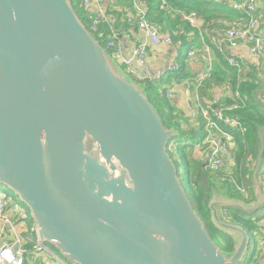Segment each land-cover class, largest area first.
Wrapping results in <instances>:
<instances>
[{
	"label": "water",
	"instance_id": "1",
	"mask_svg": "<svg viewBox=\"0 0 264 264\" xmlns=\"http://www.w3.org/2000/svg\"><path fill=\"white\" fill-rule=\"evenodd\" d=\"M128 76L72 0H0V186L68 264H244L250 233L226 211L264 207V126L254 202L214 191L208 204L211 225L234 241L226 254L167 152L176 130ZM263 91L252 96L261 109Z\"/></svg>",
	"mask_w": 264,
	"mask_h": 264
},
{
	"label": "built area",
	"instance_id": "2",
	"mask_svg": "<svg viewBox=\"0 0 264 264\" xmlns=\"http://www.w3.org/2000/svg\"><path fill=\"white\" fill-rule=\"evenodd\" d=\"M104 0H81L80 5L86 10V22L88 30L107 49L112 58L124 68L125 72L137 82L145 80L161 82L167 73H177L180 65L176 60L170 61L166 69H152L148 63L149 47H159L161 45H173L172 37L164 31L159 22H153L148 15L149 4L152 0H130L132 10L137 17V27L144 36L142 42H136L126 50L118 40V33L114 26V17L108 15L102 8ZM159 10L167 11L172 19H179L189 26L196 28L197 14L181 9H173L167 5L165 0H159ZM207 1V0H205ZM226 3L234 12L238 13V18L233 19L223 33V39L219 43H224L230 50H236L242 46L246 47L250 57L258 65L264 66V30L261 28V15L258 10V3L264 0H219ZM101 26L108 28V33L101 29ZM125 52H127L125 54ZM187 58L197 62H203L200 69L192 80L194 101L188 108L189 123H196L202 119L203 144L207 148L204 166L207 169L216 170L224 166L225 171L229 168L226 164L227 158H232L230 154L235 146L234 132H244L245 128L236 118L235 112L244 104V100L238 92V85L230 92L232 102L220 104L218 99L208 103V107L202 106L198 98V91L204 81L208 79L213 71V57L207 46L193 48L187 52ZM229 66L237 68L238 64L233 56L225 58ZM136 67L140 68L138 71ZM177 79V78H176ZM161 95L167 100L173 98L171 89L160 88ZM264 98V91L262 93ZM261 181L264 183V166L261 172ZM9 206V197L0 191V264H26L29 258L31 264L38 260L40 253L48 252L43 249L42 244L37 242L31 234L19 237L14 235L10 242L5 240V235L12 232L10 221L5 217V210ZM31 247V248H29ZM13 259L9 261L8 255ZM48 258V256H47ZM34 261V262H33ZM46 263L45 259L41 260ZM58 264H64L62 262Z\"/></svg>",
	"mask_w": 264,
	"mask_h": 264
},
{
	"label": "crops",
	"instance_id": "3",
	"mask_svg": "<svg viewBox=\"0 0 264 264\" xmlns=\"http://www.w3.org/2000/svg\"><path fill=\"white\" fill-rule=\"evenodd\" d=\"M205 2L206 11L211 13L213 17L211 21H206L196 12L195 13L198 15L196 28H193L189 26V24L180 21L178 18L172 19V23L174 24L173 35L175 34V37H177L174 40H179L170 46L161 45L159 47H149L148 50V63L152 69H166L170 61L174 59L176 60L177 55L179 57H177L178 64L183 65L185 68V70L183 71L184 77H180L177 79L173 78L169 80L168 83H166L164 82V79L166 77L165 75V77L159 84L161 85V87H163L164 90L171 89L173 91V98L171 100H166L169 102V105L172 108L173 116L180 119L181 122H185L183 130L186 133H188L189 130L192 129L196 132L203 133V121L201 118L198 119L196 123H189L188 108H190L194 101V95L192 92V80L196 76V73L204 67V63L199 60L195 62L188 59L187 52L189 50L200 47L202 45L207 46L208 51L213 57V71L215 69V66H219L220 69L225 71L223 67V63H227L225 58L230 55L233 56L238 66L237 68H234L235 72L226 71V85L229 83V81H231V84L233 83L235 85H238V88H240V85L242 86V84H244L246 81H251V84H256V89L254 90L255 92H258V90L264 86V66L258 65L255 60L249 56L246 47L242 46L239 49L230 50L225 46L224 43H219L223 39V33L229 26L231 20L239 17L238 13L234 12L226 3H223L219 0H207ZM102 8L108 15L114 17V23H116L117 19L118 22H123L124 28L117 27L116 31L118 33V40L126 50H128L136 42H142L144 40V36L137 27V17L132 10L130 0H104L102 2ZM258 10L262 19L261 28L264 30V1H260L258 3ZM166 33L169 34L168 32ZM126 53L127 52H125V54ZM136 69L138 71H141V69L138 67H136ZM211 88L212 87H210L209 90ZM209 90L207 97H200L199 91L197 93L201 105L208 107L209 112H211V109L209 108L208 103L213 101L214 99H218L220 104L227 103L228 97L230 96V92L227 93V89L214 86L211 91ZM254 91H252L251 93L252 96L255 93ZM245 95L248 96V94H244V96ZM242 99L244 100V98ZM260 99L261 101L264 100L262 92L260 93ZM259 111L262 116H264V109L259 108ZM236 134H239V132H234L235 146L230 153L232 155V158H227L226 164L224 163L226 167H229L230 165L233 167L234 165L233 154L237 150ZM200 147L203 146L201 145L199 147H194L193 157L200 160V162H203L204 164L207 154V148L203 147L202 151H200V149H198ZM231 168H228L226 170V174L222 176L224 180H226L228 177H231ZM217 194L229 197L225 191H217ZM253 202L254 195L253 201L250 203ZM21 205L22 204H20L19 201L13 200L9 197V206L5 210V217L10 221V229H12V232H8L5 235V240L7 242H10L13 239L14 235H18L19 237H21L25 234H31L34 237L33 221L30 218L29 212L26 210L28 212L27 213ZM261 211H264V207L258 209L252 214L243 213V216H245L246 219L251 218V221L255 225V229H257L254 231V233L259 236V242L258 244L256 243L257 248L255 249L256 251L254 254L255 264H264V217L255 218V215ZM256 234L251 233V235L254 236H256ZM44 245L46 246V244ZM47 249L48 252L39 254V259H45L46 261V263L42 264H58L60 262L68 264L57 253H52L51 249Z\"/></svg>",
	"mask_w": 264,
	"mask_h": 264
},
{
	"label": "trees",
	"instance_id": "4",
	"mask_svg": "<svg viewBox=\"0 0 264 264\" xmlns=\"http://www.w3.org/2000/svg\"><path fill=\"white\" fill-rule=\"evenodd\" d=\"M165 1L167 2V5L173 9H181L187 12H196L206 21H211L213 18L211 13L206 11V2L204 0ZM80 2L81 0H72V4L77 15L83 23H86V10L81 7ZM159 5V0H152L150 2V14L148 15V17L153 22H159L164 28V31L168 32L171 35L173 42L176 43L179 39L174 40L177 37H175V34L173 35L174 24L172 23V18L170 17L169 12L160 11ZM114 26L116 29L117 27L124 28L123 22H118V19L116 23H114ZM99 29H101L105 33H108V28L106 26H101ZM223 67L225 71L220 69L219 66H215L213 73H211L210 77L204 81L202 87L199 90L200 97H207L210 87H222L223 89H227V93L232 92L236 88V85L233 83L231 84V81H229L227 85L225 84V77L227 76L226 71L235 72L234 67L229 66L227 63H223ZM184 70V66L180 65V70L177 73L166 74L164 82L168 83L169 80L173 78L176 79L184 77ZM140 84L145 88L148 99L153 104L159 116L161 117L164 126L166 128H174L178 134L176 139H174V143L176 144V146L173 152L178 156L180 164L185 168L187 175V187L185 189V192L191 202L194 212L202 221L208 234L212 238L213 242L219 247V249L226 254H231L233 252L234 241L231 237L218 232L211 225L208 204L214 191H225L226 194L234 200H240L246 203H250L253 201L250 178L252 165L255 162L259 144L257 137V127L258 125L264 126V116H262V114L260 113L259 107L255 103L251 95L252 91L256 89V84H251V81H246L244 84H242V86L240 85L238 92L240 94V97L244 98V104L240 107L239 110L235 112V116L239 119L241 125L245 128V133L236 134L237 150L233 154L234 165L231 168L230 176L238 186L243 188V191H240L235 186L234 182L230 181V177H228L223 182L219 180L224 175L223 171H225V169L221 170L220 172L211 171L210 169L205 168L203 162H200V160L193 157V152H187V150L190 149H187L188 141L195 138H198V141H200V133L196 132L193 129L189 130L188 133L183 130L185 122H181L180 119L173 116V111L169 105V102L164 97H162L163 95H161V85L158 84V82L156 83L154 81L148 80L140 82ZM211 89L209 91H211ZM244 94H248V96H244ZM231 102L232 100L229 96L226 104ZM179 138L181 139V141L179 140ZM201 145L206 148L203 143ZM203 147H200L198 149L202 151ZM192 149L194 151V148ZM168 150H170L169 145L167 147V152ZM170 158L177 168L176 160L172 158V156H170ZM242 215L243 213L239 210L226 211V216L230 221L241 225L243 228H246L245 230H247L250 234L257 230L255 229V225L251 221V218L243 219ZM256 248L257 245L255 246V249ZM255 251L252 252L253 256L251 259H247L248 257L245 259L244 264H255V261H252L255 257ZM29 262H31V260L28 258L26 260V264H28Z\"/></svg>",
	"mask_w": 264,
	"mask_h": 264
},
{
	"label": "rangeland",
	"instance_id": "5",
	"mask_svg": "<svg viewBox=\"0 0 264 264\" xmlns=\"http://www.w3.org/2000/svg\"><path fill=\"white\" fill-rule=\"evenodd\" d=\"M87 23V22H86ZM86 23H84V25L86 26V28H88V25H86ZM102 47H104L103 45H102ZM128 78L129 79H131V77L130 76H128ZM133 80V79H132ZM219 91H220V89H219ZM162 112V111H161ZM200 136H201V140L200 141H198V138H195V139H191V140H189L188 141V144H187V149L188 148H190L189 150H187V152L189 153V151L192 153L193 152V149L192 148H194V147H199V146H201V144L203 143V133H201L200 132ZM174 139H176V138H174ZM174 139H172L170 142H169V147H170V150H168V152H169V154H170V156H172V158H174L175 160H176V163H177V174H178V179L180 180V182H181V185H182V188H184V190L186 189V187H187V185H186V178H187V175H186V171H185V168L180 164V160H179V158H178V156L173 152V150H174V148H175V146H176V144L174 143ZM179 140L181 141V139L179 138ZM192 155V154H191ZM255 163V162H254ZM254 163H253V167H254ZM232 166L230 165L229 166V168H231ZM251 171H252V169H251ZM230 179V181H233L234 182V184H235V186L240 190V191H243V188H241L240 186H238L237 184H236V182L233 180V178H229ZM264 184V183H263ZM0 191H4V193L8 196V197H10V198H12L13 200H16L17 201V197L10 191V190H8L6 187H3V186H0ZM23 208H24V210L26 211L27 210V208L26 207H24L23 205H21ZM28 211V210H27ZM26 211V212H27ZM28 213V212H27ZM261 217H264V211H261V212H259L258 214H256L255 215V218H261ZM242 218L243 219H246V217L245 216H243L242 215ZM30 222V221H29ZM253 234H256V233H254V232H252ZM258 242H259V236H257V234H256V236H254V235H251L250 234V244H249V249H248V258L247 259H251L252 258V256H253V253L252 252H254L255 251V245H256V243L258 244ZM43 245V244H42ZM46 246H47V248H49V249H51V251H52V253H56L54 250H53V247H51L49 244H46ZM57 254L58 255H60L58 252H57ZM252 261H254V260H252ZM28 264H31V262H29ZM32 264H42V262H41V260L38 258V260L37 261H35L34 263H32Z\"/></svg>",
	"mask_w": 264,
	"mask_h": 264
},
{
	"label": "bare ground",
	"instance_id": "6",
	"mask_svg": "<svg viewBox=\"0 0 264 264\" xmlns=\"http://www.w3.org/2000/svg\"><path fill=\"white\" fill-rule=\"evenodd\" d=\"M241 134H244L245 133V131L244 132H240ZM263 162H264V159H263ZM223 168H224V166H222L221 168H218V169H216V170H213V169H210L211 171H215V172H217V171H221V170H223ZM223 173H224V175L226 174V171H223ZM223 175V176H224ZM220 181H225L224 179H223V177H221L220 179H219ZM42 247H43V249L46 251V249H47V247L43 244L42 245Z\"/></svg>",
	"mask_w": 264,
	"mask_h": 264
},
{
	"label": "clouds",
	"instance_id": "7",
	"mask_svg": "<svg viewBox=\"0 0 264 264\" xmlns=\"http://www.w3.org/2000/svg\"><path fill=\"white\" fill-rule=\"evenodd\" d=\"M8 259H9V261H11L13 259V257L9 254Z\"/></svg>",
	"mask_w": 264,
	"mask_h": 264
}]
</instances>
